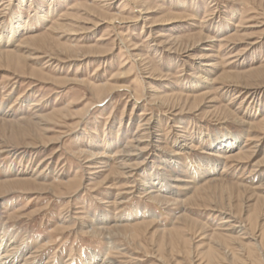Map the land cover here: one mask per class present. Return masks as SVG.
<instances>
[{"label": "rangeland", "instance_id": "374dc122", "mask_svg": "<svg viewBox=\"0 0 264 264\" xmlns=\"http://www.w3.org/2000/svg\"><path fill=\"white\" fill-rule=\"evenodd\" d=\"M5 239L28 264H264V0H0Z\"/></svg>", "mask_w": 264, "mask_h": 264}, {"label": "bare ground", "instance_id": "6f19581e", "mask_svg": "<svg viewBox=\"0 0 264 264\" xmlns=\"http://www.w3.org/2000/svg\"><path fill=\"white\" fill-rule=\"evenodd\" d=\"M12 28L13 29L15 28L14 25H12ZM148 124H149V122L147 121L146 123L139 124L137 126L139 129L136 130L137 131L136 134L131 139L132 142L129 143L128 147H130V148L127 150H122L123 154L125 156H134V157H138L137 159H139L142 156V153L150 146L151 139L153 137H156V136H154L155 132L151 131L152 127L146 126V128H142L143 125H148ZM219 140H220L219 147H215V148L218 150H221V153H220V154H222L221 156H224L226 154V151L229 150V149H227L228 147H230V149H231L232 147L237 145V143L239 141L237 136H230V137L223 136ZM156 141L159 143L161 142L159 139ZM159 147H160V144L157 145V148H159ZM97 150L94 148H91V146H90V149H84V150H82V152H80V154L82 153L83 155H85L84 157L87 158L86 159V162H87L86 167L90 168L88 170H91L90 172L92 174L98 173L99 171H95V170H97L99 167H103L105 164H107L106 162H108L106 160L100 159V157L104 156V152L103 151H97ZM222 151L225 153H222ZM175 154H177V153H175ZM119 155H121V154H119ZM125 156L121 159V162H119L118 164L120 166V169L122 170L121 171V173L123 174L122 176L126 175L127 178H132L137 173V168L141 164V161L136 160L133 163H129V162H127L128 159H125ZM97 164H99L101 166H97ZM102 170H104V169H102ZM21 180H23V178H18V181H21ZM180 180H181V178L177 177V175H174V176L172 175V177L170 178L169 181L175 182V181H180ZM127 181H128V179H127ZM127 181L125 182L126 186H123L124 187L123 189H126L128 187L129 188L134 187L132 185V183L130 185L128 184L130 181H128V182ZM163 181H164V179H163ZM182 181H185V180H182ZM23 182H25V181H22L21 183H23ZM162 183L163 182H161L160 185ZM184 185H186V184H184ZM149 187H150L149 191L143 190L142 193L145 192L148 195V198L151 200H162V195L157 193V192H159L161 187L159 186V190L158 189L156 190L155 186H149ZM183 188H185V186ZM101 219H105V218L100 217L99 220H101ZM9 242H10V239H5V240L0 241V264H28L27 258H25L23 260L19 259L20 255L18 254V252L12 250V248L14 246H13V244H10ZM91 259H92L91 261H94V258H91Z\"/></svg>", "mask_w": 264, "mask_h": 264}]
</instances>
